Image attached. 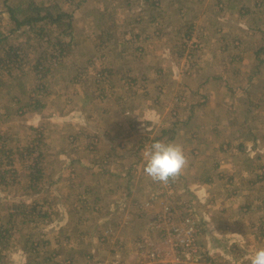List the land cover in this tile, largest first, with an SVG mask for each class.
Segmentation results:
<instances>
[{
    "label": "rangeland",
    "instance_id": "rangeland-1",
    "mask_svg": "<svg viewBox=\"0 0 264 264\" xmlns=\"http://www.w3.org/2000/svg\"><path fill=\"white\" fill-rule=\"evenodd\" d=\"M139 1L143 0H0V200L11 203H14V201H27L26 194L28 192L24 189H28L30 186L27 179H23V173L27 171L24 170L26 165L27 168L35 166L45 173L41 181L40 179L37 181H40L39 185L36 188H30L32 194L35 191L45 192L53 177L48 176L51 168L54 170L58 167L59 169L64 168L66 159L69 163L70 157L75 158V155L84 156L86 154L92 156V153L88 152L90 150L102 156L100 169L105 170L108 167H114L124 171L132 169L137 174L139 172L138 176L131 178L130 181L131 191L134 192L129 193L128 198L125 197L124 193H119L114 196L113 201L122 206L130 200L139 218L141 216L138 211L141 210L138 209L137 204L140 205L151 195L158 192L165 195L167 187L160 183H157L154 186L156 189L148 195L146 194L147 191H144L145 187L140 189L142 185L148 186V181L145 179L146 175L143 173V152L155 141H162L163 138L169 142L173 139L171 137L172 132L167 130L169 127H161L167 125V119L168 124L180 120L179 110L181 105L182 107L187 106V99L180 96L179 92H176V94L174 91L171 92L168 87V89H165L168 93L164 95L169 107L163 109L162 105L164 103L161 104L159 99H154L152 101L154 106L141 116L140 119H143L142 126L137 128V124L139 125L137 110L131 113L129 109H135L136 106L142 103L141 96H133L132 100L129 101L126 98L127 96L123 94L125 90L121 85L122 83L120 84L119 81V83L112 82L111 77H105L101 73H97L102 70H94L97 65L104 64V60L103 64L98 62L105 57L107 52L111 51L110 48L115 47L122 41L121 33L125 31L129 21H154L157 19V21L163 22L162 28L164 30H169L166 27H170V25L177 29V31L174 29L176 31L174 34L165 32L166 35L163 38L167 48L170 49L171 47L170 54L173 55L174 53L178 58H181V61H179L180 65L182 63L181 80L185 81H188L189 78L198 81L197 76L201 69H204L206 73L215 74L217 72L229 78L232 71L236 69L237 61L235 59L240 58L244 51L243 47L248 49L249 52H254L262 47L264 49V0H243L242 2L240 0L239 4L241 6L239 4V6L235 5L236 13L232 10L234 11L233 14H236L234 18L237 17V23L243 25L241 26L242 32L238 33H234V28L232 29L236 20L233 21V18L228 17L230 4H221V7L218 8V11H221L214 13L213 11H217V9H213L211 2L199 3V6H201L199 16L193 17L195 14H189L188 18L174 16L169 19L163 15L161 18V14L156 13L155 4L151 3L152 0H147V4H141ZM193 4L195 5V3ZM142 6H146L147 14L139 13ZM35 7L39 9V16L43 17L44 20L27 24L29 26L18 27L17 24L23 23L24 19L36 16ZM9 8L13 9V13L9 12ZM142 9L144 10V8ZM48 15L49 17H47ZM58 15L61 17L59 21H56L57 23L50 20L55 19ZM248 15L253 17L252 23L254 26L251 24V28H248L246 24V22H249ZM100 16L102 21L106 17L108 18L107 25L110 26L108 28L110 31L102 32L100 30ZM144 16L147 17L143 18ZM226 24L231 27L226 26ZM191 25L194 26L193 31L190 28ZM69 30L72 32L71 37ZM60 33H63L62 36ZM154 33L156 38L158 33L156 31ZM172 35L175 39L171 38ZM58 44L65 45L64 49L60 48ZM102 44L105 48L102 47ZM28 45L31 49L27 48ZM58 50H61L59 51L60 55ZM180 52H182V56ZM262 54L264 52H261L258 56L260 57ZM50 55L55 56V59H47V56ZM36 57H39L40 62L35 68V64H32V62ZM250 57L251 54L245 52L243 59ZM114 58H116L113 64L114 68L120 67L118 56ZM25 60L28 64L27 67L22 66ZM204 64L205 66H203ZM245 68L247 69V67ZM46 70L48 72L45 75ZM189 72H191L190 75ZM22 73L25 74L26 79L21 78ZM28 75L31 77L30 79L27 78ZM97 80L101 81L98 82ZM136 83L137 81L134 83L129 79L126 80V84L131 85L134 89L142 90L140 88L142 85ZM20 84L22 85L21 88H15L16 85ZM109 85H115L117 88L116 91H112L113 95L111 96H107L104 92L109 88ZM230 85H233V83H230ZM230 85L222 83L220 88L223 93L226 91L227 94L214 99L210 104L207 103L206 107H199L202 113L197 114L191 124L175 130L174 138L176 142H173L184 147L189 158L188 167L189 170H192V173L187 177L180 176L172 181V185L168 187V190H173V199H166L167 196L165 198L161 197L154 210L160 211V202L166 201H175L176 203H184V205L192 204L194 206L193 214L195 218L198 215L202 228L201 207L203 201L204 204H207L205 201L206 196L203 193L194 194L193 187L199 186V190L203 188L202 179L213 171L215 160L217 164L219 159H227L230 157V153H236L238 160L241 161V166L234 169V171H240V173H235L236 177L242 173L241 169L244 165H247L251 170L255 169L253 161H259L256 165L264 163V92L261 93L256 89L252 97L235 98L231 92L226 90L229 89ZM123 86L125 87L124 83ZM190 86L194 87V85ZM92 91L96 94L95 101H97V105L94 104V96H90ZM180 91L188 93L190 88L187 90L181 88ZM77 93L78 98H76ZM169 93L179 100L174 98L170 100L171 98L167 97ZM135 94H138V92ZM181 98L184 99L181 101ZM18 101H20L19 105L17 104ZM36 101L39 103L38 106L35 105ZM195 101L202 104L201 99H195ZM31 104L36 109L31 111L33 113L29 110L20 109L23 105L31 106ZM94 105L96 107L101 105L103 108H109L110 111H106L102 116H100L101 111L97 112L94 119H91L94 110H97ZM254 105H256L254 109L249 111L248 108H252ZM160 110L163 111L160 113L163 117L159 114L158 122H154V127L152 126L151 132L145 137L149 141H144L143 146L139 137H144L150 128V123L149 125L144 123L147 121L153 122L154 112L159 113ZM88 117H90V121ZM40 124H44L43 131L41 129L36 132L32 129L27 130V127L29 129L31 126L37 127ZM203 124L209 126L202 129ZM214 125L216 128L213 127ZM95 127L100 129L109 128L111 139L120 140L117 144L119 146L116 145L118 149L113 150L115 154H110L125 156L124 158L118 156L121 160H125V165H119L120 167L116 163L110 165L105 159L104 155L106 153L109 155L105 144L107 140L103 139V133L96 130ZM217 127L221 128L217 130ZM147 128L148 130H146ZM192 132L199 134L192 136L194 134ZM60 135H63V138H60ZM122 136L127 144L122 143ZM93 138H96L98 142L94 141ZM189 138L193 140V143L188 144L187 139ZM201 141L203 143L200 144ZM235 141L242 144L244 147L243 152L242 149H237L234 144ZM80 145H84L86 150H80ZM210 148L213 149L212 152L211 150L208 152ZM28 151L31 153L29 157L27 156ZM255 154L263 157V160H259ZM24 156L28 158L25 159ZM210 157L213 160L207 161ZM91 164L93 166V163ZM78 168H80L79 164L76 165V169ZM15 169L20 171V178H18L21 185H19V188L15 185L18 181L16 173L14 174ZM218 170H223V174L226 175L228 171H232V167L223 164V168H218ZM185 171L188 172V168ZM215 176L217 174L213 175V177ZM249 176L252 177L251 174H247V177ZM251 179L253 180V178ZM223 180L230 185V179L226 177ZM153 184L155 183L153 182ZM187 186L189 187V194L187 196L180 195L177 189L186 191L185 187ZM55 188L57 189V187ZM148 188L150 189V187ZM46 197L44 194L39 195L36 197V201L44 203V200L48 201ZM54 197L57 199V196ZM49 199H52V197H49ZM209 202L207 205L215 204L214 199ZM59 205L61 204L59 203ZM31 209V206L22 209L24 214L22 217L28 220L34 218L45 222H42V227H34V224L19 227V231L24 234L25 240L19 244H14L13 241L17 239H12L7 244L6 249L10 250L12 248V258L8 260L9 263L15 264L19 260L16 257L14 246H18V249L20 247L27 250L31 258L29 261L32 260L34 264L36 259H38L36 264H43L48 259L45 252L51 249L49 240L46 238L51 233L46 225L49 217L46 216L47 212L45 210L32 216ZM55 212L59 215L57 218L60 220L58 221H62L61 219L65 217L62 209H57ZM147 215L146 221L152 218L154 214L151 211ZM104 222L102 221V223ZM86 227L88 228V226ZM92 227L84 230L90 232ZM223 228L226 229V227ZM94 231H97L96 227ZM15 237H18V235ZM45 241L48 242V246ZM61 241L66 246L69 243L66 236H63ZM109 244L118 252L116 258L125 263L126 257L123 256L126 254L125 247L128 248L130 253V244L126 243V246L119 244L121 246L119 250L116 249V244L112 242ZM200 249L203 250L201 243ZM54 250H57V248H54ZM54 255V257L51 256L53 257L52 264H78V259L69 256L70 253L64 249L54 252ZM113 259L98 257L94 261L110 262Z\"/></svg>",
    "mask_w": 264,
    "mask_h": 264
},
{
    "label": "crops",
    "instance_id": "crops-1",
    "mask_svg": "<svg viewBox=\"0 0 264 264\" xmlns=\"http://www.w3.org/2000/svg\"><path fill=\"white\" fill-rule=\"evenodd\" d=\"M146 1L147 0L139 2L141 4H147L148 1ZM242 1L243 0H241V2ZM152 2L155 4L156 13L161 14V18L163 15L169 19H172L174 16L188 18V16L191 14H195L193 17L199 16L201 13L199 11L201 10L199 3L211 2L213 4L212 7H214L213 9H217V11H213L214 13H219V11H221H218V8L221 7V4H230V6L228 5V17L230 19L233 18V21L236 20L232 29L234 28V33L242 32L241 26L243 25L237 23V17L236 19L234 18L236 14H233L234 11L236 13L235 5H238L240 0H152L151 3ZM193 3H195V5ZM142 8H144L145 11ZM145 8L146 6H142L139 10V13L143 15L147 14ZM146 17L147 16H144L143 18ZM252 20L253 17L248 15L249 22H246L248 28H251V24H253ZM154 21H129L128 25H126L125 31L121 33L123 38L122 41L119 42V44L115 47L110 48L111 51L107 52L105 57H103L100 62H98L103 64L104 60V64L100 66L97 65V67L94 69L107 70V73L105 74L112 78V82L115 81V83H122L121 85L125 90L124 93H122L127 96L126 98L129 101L132 100L133 96H141L140 98L142 103L139 106H136L135 109H129L131 110V113H134L137 110L136 114L139 117V125L137 124V128L142 126L143 119H140L141 116L146 114V112L154 106L152 103L154 99H159L161 104L164 103L162 105V107H164L163 109L169 107L167 104L168 101H166L165 98L166 96L164 95L165 93H168V91L165 90L168 89V87L171 92L174 91L175 94L176 92H179L178 94L180 96H184V98L187 99V106L184 107V105L182 107L181 105L179 110L178 116L181 121L178 120L174 123L168 124L167 119V125H163L161 127H169L167 130L172 132L171 137L173 139L169 142H176L174 138L176 134L175 130L178 128L181 129V127L184 125L191 124L192 120L196 118V115L202 113V111L199 110V107H206L207 103L210 104L212 101H214V99H218L220 96L227 94L226 91L223 93L222 89L220 88L222 83L224 85H230V83H233V85H230L229 89L226 90L231 92L235 98L252 97V95L255 94L256 89L261 91V93L264 92V54L260 55V57L258 56L261 52H264L263 47L254 52H249L248 49L243 47L244 51L242 55L240 58L235 59L237 61L236 69L232 71V74L229 76V78L220 75L217 72H215V74L206 73L204 69H201L199 70L197 76L198 81L192 78H189L188 81H185L181 80L182 63L180 65L179 62L181 61V58H178L176 55H174V53L173 55L170 54L171 47L170 49L167 48L166 42L163 38L164 35H166L165 32L174 34L176 33L177 29L173 28L172 25L169 24L170 27L165 26L166 29L169 30H164L162 28V21H157V19ZM107 24L108 18L106 17L105 20L102 21L100 16L99 25L101 26L100 30H102V32L110 31L108 29L110 26ZM191 26L190 28H192L193 31L194 26ZM226 26L229 27L230 25L226 24ZM154 31L158 33L156 38ZM62 34L63 33H60L61 36ZM69 35L70 37L72 35L70 30ZM171 38L175 39L173 35ZM169 45L171 46L170 43ZM58 46L64 49L65 45L58 44ZM102 47L105 48L104 44H102ZM27 48L31 49L29 45ZM59 51L61 50H58V52ZM259 51L261 52L258 53ZM245 52L251 54V57L248 59H243ZM180 53L182 56V52ZM58 54L60 55V52ZM4 56H6V54H4ZM117 56V59L120 62V67L114 68L113 64L116 59L114 57ZM47 59H55V56H47ZM39 62V57H36L32 64H35L34 67L36 68ZM22 66H28L26 60ZM203 66H205V64ZM244 67H247V69H244ZM47 72L48 71L46 70L45 75ZM100 72L101 71H98L97 73ZM190 73L191 72H189V75ZM21 78L26 79L24 73H22ZM27 78L30 79L31 77L28 75ZM127 79L133 81L134 83L137 81L136 84L140 83L142 85L140 87L142 90H136L131 85L126 84ZM180 81L181 83H179ZM182 82L185 83L182 84ZM123 83L125 87L123 86ZM190 85H194V87L192 88ZM21 87L22 85L20 84L16 85L15 88ZM108 87L109 88L104 92L107 96H111L113 95L112 91H116L117 88L115 85H109ZM181 88L185 90L190 88V91L188 93H184V91H180ZM136 92H138V94H135ZM90 96H94V104L97 105V101H95L96 94L92 91ZM167 97H170V100H173L174 98L170 93ZM190 97H192L191 102ZM76 98H78V93ZM184 98H181L180 100L182 101ZM174 99L179 100L178 98ZM195 99H201L200 102L202 104H199L198 101H195ZM36 103L38 102L36 101L35 105ZM17 104L19 105L20 101H18ZM96 105H94V107H96ZM255 106L256 105L252 106V108H248V110L252 111ZM20 109L25 111L29 110V112L36 110L35 106L32 104L31 106L23 105ZM96 109L97 110H94L93 114L91 115V119H94L97 112L101 111L102 113L100 116H102L106 111H110L109 108H103L101 105L96 107ZM161 112L163 111L160 110L159 113L155 111L153 122L147 121L144 123L145 125H149L150 123V128L149 130L148 128L146 129L148 130V133L144 137H139L143 146L145 144L144 141L147 140L145 137H147L151 132V129L154 127L153 124L158 120L159 114ZM160 116L163 117L161 114ZM88 119L90 121V117H88ZM132 122L136 123L135 121ZM208 126V124H203L202 129H205ZM213 127L216 128L215 125ZM220 128L221 127H217V130ZM31 129L32 131L34 130V132L38 131V129L43 131L44 124H40L37 127L31 126L29 129L27 127V130ZM95 129L99 132H102L103 139L107 140L105 144L109 155L106 153L104 157L109 162V164L111 165L112 163H116L118 166L125 165V160L120 159V157L124 158L125 156L112 155L115 154L113 150L118 149L117 146L119 145L117 144H119L120 140L111 139L109 128L100 129L95 127ZM173 131L175 132L174 134ZM124 133L126 134L125 131ZM195 134L199 133L195 132L192 136H195ZM60 136V138H63V135ZM93 140L98 142L96 138H93ZM121 140L122 143L125 142L127 144V141L123 140V136ZM165 140L162 138V141L168 142ZM187 140L188 144L193 143L192 139L189 138ZM255 142H257V140H255ZM201 143L203 142L201 141L200 144ZM234 144L237 149H242V152L244 151V147L241 143H237L235 141ZM212 148H210L208 152H210V150L212 152ZM80 150H86L84 145H80ZM88 152L92 153V156L86 154L84 156L75 155V158L70 157L69 163L68 159H66V163L64 165L65 169H59L58 167L56 170H54L51 168L48 176L53 177L49 182V187L45 190V192L35 191L32 194L30 188H36L37 185H39L41 179L45 176V173L43 170L37 169L35 166L33 170L29 171V167L27 168L26 165V169L24 170L27 171L26 173H23V179L26 178L27 183L30 186L28 189H24L28 192L26 194L27 201H14V203H11L0 200V245H2V247H0V264H12L8 261L10 258H12V248L10 250L6 249L7 244L12 239H17L16 241H13L14 244H19L25 240L24 234L20 233L19 231L20 226L30 224H34V227L43 226L42 222L45 221L34 218L28 220L22 217L24 215L22 209H26V207L29 208V206L32 208V216L37 215L40 212H44L45 210L47 214H44L49 217L46 225L48 229L51 230V233L48 234L46 238L49 240L51 249L46 250L45 255H47L48 259H46V262H43V264H52L53 261L51 260L55 256L54 252H58L59 250L63 249L70 253L69 256L77 258L78 264L110 263L111 261H94L98 259V257H106L108 259H116V257H118V252L110 247V242L116 244V249L118 250L121 249L119 244L126 246V243H129L131 250L129 249V253L128 248L125 247L126 256H123L126 258L128 257V259L125 258L126 261L124 264H140L141 258L137 249H135V244L138 242L140 237L146 234L148 230L146 226V219L148 217L145 214L141 216L140 211H138V214L141 216L139 218V216L135 213L136 211H134L130 200H128L126 205L122 204L124 208H122L119 203L113 202L114 196L119 193H124V195H126L125 197H127L129 193L134 192L131 191L132 188L130 181L131 178L138 176L139 172L137 174L134 173L132 169L124 171L118 170L119 168L115 169L114 167H108V169L105 170L100 169L99 167H101L100 163L102 156L96 154L95 152H91V150ZM30 155L27 156L29 157ZM255 156L259 160H263V157L260 155L255 154ZM28 157L24 156L25 159ZM210 160H213L212 157L207 159V161ZM30 162L32 163V161ZM142 162H144V160ZM258 162L257 160L255 162L253 161V167H255V169L253 168L251 170L247 165H244L241 169L242 173L236 177L237 175L235 173H240V171L237 172L234 171V169L241 166V161L238 160L236 153H230L229 158H221L218 160L217 164L215 160L213 171H211L208 175H205L203 177L204 179H202L203 188H200L199 190V186L193 187L194 194L199 195V193H203L206 196L205 201L207 204L210 203L209 201H212L213 199L215 200L214 205L204 204L203 201V206L201 207L202 235L199 238V242L201 243L206 256L213 259L216 264H240L241 262L242 264H250V258L254 252L259 248H264V163L256 165ZM89 163H93V166ZM78 164L80 165V168L76 169V165ZM223 164H226L227 167H232V171H228L226 175L223 174V170L219 171L218 168H223ZM187 168L188 172L184 170L181 175L182 177L191 175L192 170H189V167ZM15 170L16 171H14V174L16 173V177L20 178V171L18 169ZM214 174H217V176L213 177ZM247 174H251L252 177H247ZM226 177L230 179V185L226 184V181L223 180ZM19 178L15 183L18 188L19 185H21ZM251 178H253V180ZM39 179L40 181L37 182ZM145 179L148 181V186L146 187V185H142L140 189H142V187L144 189L145 187L144 191L146 190V194L148 195L154 189H156L154 186L157 183L153 184V182L151 183V180L149 182V178H147V176H145ZM55 187H57V189ZM148 187H150V189ZM185 189L186 191L184 189L177 190L180 195L187 196V194H189V187L187 186ZM23 193L25 194V192ZM43 194L47 196L46 198L48 201L44 200V203H39L36 201V197ZM54 196H57V199H55ZM49 197H52V199H49ZM59 203L61 205H59ZM57 209H62L63 211V215L65 217L61 219L62 221H58L60 220L57 218L59 215L55 212ZM102 221L105 222L102 223ZM98 224H100V226H98ZM86 226H88V228L93 226L90 232H86L84 230L85 228L86 230L88 229ZM95 227L97 231H94ZM223 227H226V229ZM232 227L234 228L232 229ZM17 230L18 232H16ZM16 235H18V237H15ZM63 236H66L69 240L67 246L61 243ZM45 244L48 246L47 241H45ZM13 248L16 249V257L19 258L18 263L15 264H34L32 260L29 261L31 258L27 250H24L20 247L18 249V246H14ZM54 248H57V250H54ZM37 262L38 259L35 260V264Z\"/></svg>",
    "mask_w": 264,
    "mask_h": 264
},
{
    "label": "built area",
    "instance_id": "built-area-1",
    "mask_svg": "<svg viewBox=\"0 0 264 264\" xmlns=\"http://www.w3.org/2000/svg\"><path fill=\"white\" fill-rule=\"evenodd\" d=\"M104 76L108 77L106 74ZM171 185V182L165 185V195L158 192L137 204L141 216L151 211L154 214L146 223V234L135 244L141 258L140 264H216L200 249L202 228L198 215L195 218L193 214L192 204L166 201L160 202V211L154 210L161 197L173 199V190H168ZM98 264L124 263L116 258L110 263Z\"/></svg>",
    "mask_w": 264,
    "mask_h": 264
},
{
    "label": "clouds",
    "instance_id": "clouds-1",
    "mask_svg": "<svg viewBox=\"0 0 264 264\" xmlns=\"http://www.w3.org/2000/svg\"><path fill=\"white\" fill-rule=\"evenodd\" d=\"M143 173L152 182L168 185L189 166V158L181 144L155 141L143 152ZM250 264H264V248L257 249Z\"/></svg>",
    "mask_w": 264,
    "mask_h": 264
},
{
    "label": "trees",
    "instance_id": "trees-1",
    "mask_svg": "<svg viewBox=\"0 0 264 264\" xmlns=\"http://www.w3.org/2000/svg\"><path fill=\"white\" fill-rule=\"evenodd\" d=\"M9 12H10V13H13V9L11 10V9L9 8ZM34 12L37 13L36 16L31 17V18H28V19H24L23 23H18L17 26H18V27H20V26H29V25H27V24L36 23V22H41V21L44 20L43 17H40V16H39V9H38V8L35 7V8H34ZM10 15H11V14H10ZM47 17H49V15H48ZM60 17H61V16L58 15L55 19H50V20L53 21L54 23H57L56 21H59V18H60ZM100 73H101L102 75H104L105 73H107V70H102ZM97 81L99 82V81H101V80H97ZM100 83H101V82H100ZM101 91H102V90H101ZM36 105H39V104L36 103ZM27 154L30 155L31 153L28 151ZM34 168H35L34 166H30V167H29V170L31 171V170H33Z\"/></svg>",
    "mask_w": 264,
    "mask_h": 264
}]
</instances>
